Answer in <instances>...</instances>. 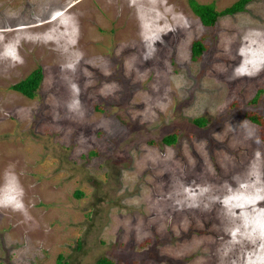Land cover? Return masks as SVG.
<instances>
[{"label":"rangeland","instance_id":"obj_1","mask_svg":"<svg viewBox=\"0 0 264 264\" xmlns=\"http://www.w3.org/2000/svg\"><path fill=\"white\" fill-rule=\"evenodd\" d=\"M246 116L264 127V0L211 27L187 0H0V264H264Z\"/></svg>","mask_w":264,"mask_h":264},{"label":"trees","instance_id":"obj_2","mask_svg":"<svg viewBox=\"0 0 264 264\" xmlns=\"http://www.w3.org/2000/svg\"><path fill=\"white\" fill-rule=\"evenodd\" d=\"M248 0H238L232 3L229 7L224 8L220 11H215L212 4H198L194 0H187L188 7L190 12L198 19L200 24L203 27H211L215 23L218 17L224 15H233L235 13L241 12L244 6L247 4ZM203 52V45L200 41H192L190 43V57L192 59H197ZM41 71L40 69H35L30 72L23 80L17 82L11 89L22 95L27 99H32L34 97L35 91L37 90L40 82H41ZM262 90H258L256 95L250 100L252 103L256 101V97ZM247 120L253 124H261L260 128V139L264 140V127L261 121H258L254 116H246ZM192 122L198 126H202L204 124L203 119H194ZM175 137L174 135H168L164 137L161 141L164 145L169 146L174 143ZM80 195L79 193L77 194ZM76 195V196H77ZM56 264H68L61 259L60 256L56 258ZM96 264H113L110 260L105 258H99L96 261Z\"/></svg>","mask_w":264,"mask_h":264},{"label":"bare ground","instance_id":"obj_3","mask_svg":"<svg viewBox=\"0 0 264 264\" xmlns=\"http://www.w3.org/2000/svg\"><path fill=\"white\" fill-rule=\"evenodd\" d=\"M82 1V0H81ZM241 260V259H240Z\"/></svg>","mask_w":264,"mask_h":264}]
</instances>
